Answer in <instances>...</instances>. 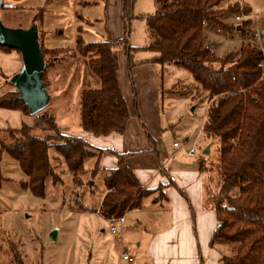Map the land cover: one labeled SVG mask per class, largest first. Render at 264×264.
I'll use <instances>...</instances> for the list:
<instances>
[{
    "label": "rangeland",
    "instance_id": "1",
    "mask_svg": "<svg viewBox=\"0 0 264 264\" xmlns=\"http://www.w3.org/2000/svg\"><path fill=\"white\" fill-rule=\"evenodd\" d=\"M107 1L114 5V0H0V26L27 29L36 24L39 41L49 50L46 58L51 61L43 78L51 98L45 112L54 116L57 127L76 135L83 133L79 125L80 93L100 87L99 79L89 69L88 56L76 52V38L79 36L85 43L109 41L105 17L112 12L105 6ZM215 10H228L220 18L221 25L210 21L203 25L204 46L215 58L232 55L231 59H236L243 44L264 54V0H223ZM154 12V0H135L127 25L120 24L119 39L125 34L131 47H145L146 19ZM239 16L243 19L237 21ZM253 33L260 35L258 42L251 37ZM152 57V52L141 51L133 54L132 61ZM21 67L19 52L0 49V97L9 92L15 96L11 80ZM156 73L162 86L165 146L172 152L176 141L194 148L192 159L182 153L174 160L181 164L200 162L213 203L219 188L220 141L201 132L207 92L198 88L191 74L180 67L157 65ZM25 115L0 108V143H10L9 129H19L37 118ZM48 134L33 132L40 138ZM48 156L55 181L47 178L44 196L38 197L22 186L27 177L18 163L5 152L1 155L0 264H127L121 261L122 253L132 257L134 264H145V237L136 231L123 232L120 225L118 233L112 234L106 220L96 212L105 191V172L92 175L94 159H87L83 173L74 179L54 149H49ZM197 242L202 264H213L217 255L231 253L228 245L207 251L211 247L206 242Z\"/></svg>",
    "mask_w": 264,
    "mask_h": 264
},
{
    "label": "trees",
    "instance_id": "2",
    "mask_svg": "<svg viewBox=\"0 0 264 264\" xmlns=\"http://www.w3.org/2000/svg\"><path fill=\"white\" fill-rule=\"evenodd\" d=\"M134 1L121 0L124 26ZM154 1L155 12L146 19L145 47H131L125 34L116 42L93 43H85L77 36L76 52L88 56L89 69L100 81L99 88L83 89L80 93V128L95 137L124 133L130 113L116 76L119 50L126 56L130 77L136 65L133 54L141 51L152 52L154 64L173 65L189 72L197 87L207 92L201 132L220 141L219 188L213 198L217 225L209 245L231 248L229 256H221L222 264H264V77L256 67L263 53L243 44L236 59H231L232 55L215 58L211 49L204 46V22L221 25L220 18L228 10L215 8L223 0ZM40 46L45 61L51 65L46 58L49 50L41 43ZM0 49L10 50L2 46ZM132 92L135 97L133 84ZM10 95L9 92L0 97V108L31 116L27 106L17 99L18 92L14 97ZM40 114L33 115L37 118L31 124L8 130L10 143H0V159L5 152L15 160L27 177L22 186L43 197L46 179L55 181L49 149L62 157L74 179L83 173L84 162L101 152L91 149L82 138L66 134L45 109ZM142 128L146 131L144 125ZM37 130L50 134L40 138L33 135ZM147 139L150 151L156 154L155 141L149 134ZM125 156L117 155L116 168L103 179L107 193L98 212L105 220L139 208L142 200L152 194L158 195L157 201L164 199L161 186L152 190L141 187L134 172L125 165ZM97 171L95 166L92 175Z\"/></svg>",
    "mask_w": 264,
    "mask_h": 264
},
{
    "label": "crops",
    "instance_id": "3",
    "mask_svg": "<svg viewBox=\"0 0 264 264\" xmlns=\"http://www.w3.org/2000/svg\"><path fill=\"white\" fill-rule=\"evenodd\" d=\"M108 5L109 1L105 6L111 9L112 15H106L105 29L108 40L116 42L120 38L122 22L121 0H114L113 6ZM117 55V81L130 113L124 133L95 137L85 132L76 135L61 129L66 134L82 138L91 149L101 152L88 158L94 159L92 171L97 166V172L102 171L106 175L116 168L117 155H126L125 165L134 172L144 190L162 187L164 199L157 201L156 193L152 194L142 200L139 208L124 215L123 232L136 231L145 237L143 263L202 264L197 254V240L200 244L209 245L217 225L207 174L198 161L181 164L174 160L182 153L186 154L173 147L176 141L172 143V152L165 146L162 86L156 73L157 64L151 62L152 58L138 60L130 77L126 56L122 50ZM132 84L136 89L135 97ZM146 133L155 141L156 154L150 151ZM185 140L189 142L188 138ZM106 193L105 189L103 198ZM220 259L219 254L213 259V264H222ZM122 262L134 264L135 260L133 263Z\"/></svg>",
    "mask_w": 264,
    "mask_h": 264
},
{
    "label": "water",
    "instance_id": "4",
    "mask_svg": "<svg viewBox=\"0 0 264 264\" xmlns=\"http://www.w3.org/2000/svg\"><path fill=\"white\" fill-rule=\"evenodd\" d=\"M0 46L15 50L21 56L22 67L11 80L18 92L17 99L27 106L29 115L41 113L51 98L43 82V73L48 63L42 54L36 24L27 29L0 26Z\"/></svg>",
    "mask_w": 264,
    "mask_h": 264
},
{
    "label": "built area",
    "instance_id": "5",
    "mask_svg": "<svg viewBox=\"0 0 264 264\" xmlns=\"http://www.w3.org/2000/svg\"><path fill=\"white\" fill-rule=\"evenodd\" d=\"M241 18V20L243 19V17L239 16V17H236L235 19L237 21H239ZM246 18V17H245ZM240 28V26L238 27ZM255 41L258 42L259 38H260V35L258 33H253L252 36H251ZM256 67L261 71V76L264 77V54H263V57L262 59L257 63ZM173 147L174 148H179L180 150H182L183 152H185L188 156H191L193 157L194 154H195V150L194 148H186L185 146H181L180 143L178 142H174L173 143ZM97 213L99 214V212L97 211ZM123 221H124V215L119 217V218H109V219H106V222L108 223L109 227H110V231L112 234L116 235L118 233V229H117V226L120 225V227L122 226L123 224ZM121 260L122 261H126L128 263H133L134 262V259L130 256H128L127 254L125 253H122L121 254Z\"/></svg>",
    "mask_w": 264,
    "mask_h": 264
}]
</instances>
